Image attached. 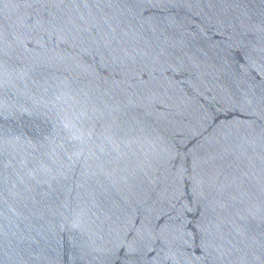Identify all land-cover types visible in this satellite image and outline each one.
Instances as JSON below:
<instances>
[{
    "label": "water",
    "instance_id": "95a60500",
    "mask_svg": "<svg viewBox=\"0 0 264 264\" xmlns=\"http://www.w3.org/2000/svg\"><path fill=\"white\" fill-rule=\"evenodd\" d=\"M0 264H264V0H0Z\"/></svg>",
    "mask_w": 264,
    "mask_h": 264
}]
</instances>
